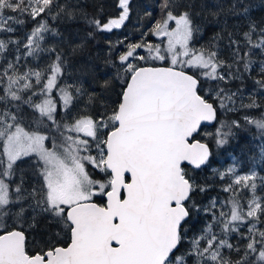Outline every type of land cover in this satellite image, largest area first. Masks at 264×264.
<instances>
[{
	"label": "snow or ice",
	"instance_id": "obj_1",
	"mask_svg": "<svg viewBox=\"0 0 264 264\" xmlns=\"http://www.w3.org/2000/svg\"><path fill=\"white\" fill-rule=\"evenodd\" d=\"M107 7L0 0V264H264V0Z\"/></svg>",
	"mask_w": 264,
	"mask_h": 264
},
{
	"label": "trees",
	"instance_id": "obj_2",
	"mask_svg": "<svg viewBox=\"0 0 264 264\" xmlns=\"http://www.w3.org/2000/svg\"><path fill=\"white\" fill-rule=\"evenodd\" d=\"M107 5H108L107 10H108L109 12H111V11H112V9H111V7H110V5H111V0H107ZM129 27H131V25H129ZM123 31L126 32L127 29H124ZM120 34H121V33H120L119 31H114V32L111 34V36H110L109 38H111V39H116L117 36H119ZM101 39H103V37H102ZM204 130H208V129H204ZM204 130H202L201 135L203 134V131H204ZM196 138L199 139L200 137L197 136ZM241 143H243V141H241ZM228 151H232V149L230 148Z\"/></svg>",
	"mask_w": 264,
	"mask_h": 264
}]
</instances>
